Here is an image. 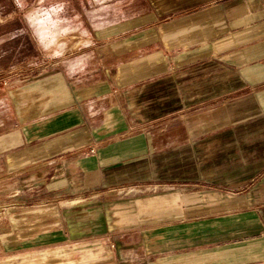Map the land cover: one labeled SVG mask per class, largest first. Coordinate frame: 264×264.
Masks as SVG:
<instances>
[{"label":"crops","instance_id":"1","mask_svg":"<svg viewBox=\"0 0 264 264\" xmlns=\"http://www.w3.org/2000/svg\"><path fill=\"white\" fill-rule=\"evenodd\" d=\"M78 1L120 63L97 94L124 97L130 118L74 136L89 152L50 189L92 199L47 245L97 236L116 240L115 264H264V0Z\"/></svg>","mask_w":264,"mask_h":264},{"label":"rangeland","instance_id":"2","mask_svg":"<svg viewBox=\"0 0 264 264\" xmlns=\"http://www.w3.org/2000/svg\"><path fill=\"white\" fill-rule=\"evenodd\" d=\"M78 2L0 0V264L119 259L115 239L45 241L92 199L50 189L53 177L66 176L75 159L89 152L92 143L79 145L74 136L86 141L95 130L130 118L124 97L97 94L114 80L111 67L120 63L110 60L109 46L93 44V31L82 27L94 17L79 15ZM77 197L84 201L69 203ZM119 241L124 246L126 238Z\"/></svg>","mask_w":264,"mask_h":264}]
</instances>
